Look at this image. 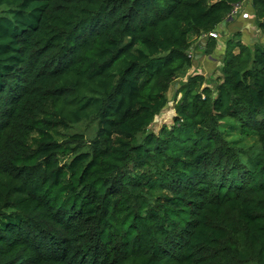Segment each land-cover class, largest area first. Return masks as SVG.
<instances>
[{"label":"trees","instance_id":"1","mask_svg":"<svg viewBox=\"0 0 264 264\" xmlns=\"http://www.w3.org/2000/svg\"><path fill=\"white\" fill-rule=\"evenodd\" d=\"M239 19L264 40V0H0V264H264V41L223 37ZM220 41L213 87L187 75Z\"/></svg>","mask_w":264,"mask_h":264},{"label":"rangeland","instance_id":"2","mask_svg":"<svg viewBox=\"0 0 264 264\" xmlns=\"http://www.w3.org/2000/svg\"><path fill=\"white\" fill-rule=\"evenodd\" d=\"M246 5H248L247 2H245V7ZM223 34H224L223 37L231 36V34H228L227 31L226 32L223 31ZM257 37H258V40L256 41ZM241 38H242L243 44L250 46V47H252L255 43L263 45L262 41H264L262 37H260L258 31L256 30L254 23H252V25L250 24L248 26L246 25V27H243L242 31H240V40ZM203 47H204V44L199 45V50H202ZM224 47L225 45L222 44V47L220 48L216 59H212V60H209L210 58L208 57L211 55H208V54L207 55L197 54L196 56L195 54H193L192 55L193 57L192 67L187 72V75H192L193 73L200 74L207 80V84H210L209 81L214 79V75H217V70L219 69L220 67L219 64H221V60H222L221 52L223 51ZM209 86L213 87L211 84ZM175 89H176V85L171 86V88L169 89L167 93L169 102L166 108L153 120V123L148 128V132H153L156 134L162 126L171 127L172 119L174 117L173 95H174ZM178 99L179 97H177V100ZM94 132H95V125H92V124L89 125L86 122H82L79 125L72 126L70 129L66 131V134L82 133L86 137H91L94 134ZM222 132L224 134V138L227 141H230L232 143L234 142L237 143L236 145L238 147L248 148V147H252L256 145V143L252 139H240L235 134L228 132L227 129H222Z\"/></svg>","mask_w":264,"mask_h":264},{"label":"crops","instance_id":"3","mask_svg":"<svg viewBox=\"0 0 264 264\" xmlns=\"http://www.w3.org/2000/svg\"><path fill=\"white\" fill-rule=\"evenodd\" d=\"M250 24L251 23L248 22V21H246V20L244 21L242 19H239L235 23H233L230 26H228L226 28V31L228 32V34H233V33H236V32H239L240 33V31H242L243 27H246V25L248 26ZM257 40H258V37H257L256 41ZM241 41H242V38H241ZM215 44H216V46L214 47V50H213L211 56L208 57V58H210L209 60L216 59L217 54H218L220 48L222 47V44H224V41H220V42H217ZM224 48H223V51H224ZM223 51L221 52V55H223ZM205 61H206V59H205Z\"/></svg>","mask_w":264,"mask_h":264},{"label":"built area","instance_id":"4","mask_svg":"<svg viewBox=\"0 0 264 264\" xmlns=\"http://www.w3.org/2000/svg\"><path fill=\"white\" fill-rule=\"evenodd\" d=\"M244 7H245V4L244 3H241V4H238V5H235L233 7V9L231 10V13L229 15V17L227 18L228 20L232 19V18H235L237 16H241L243 19L247 18V13L244 12ZM220 32V29L217 30V31H214V32H211V33H208L207 34V37H211L213 39H216L218 37V34ZM222 29H221V33H222ZM205 38V36L199 38L198 40L200 41H203V39ZM196 44V43H195ZM203 42H200L199 45H202Z\"/></svg>","mask_w":264,"mask_h":264}]
</instances>
